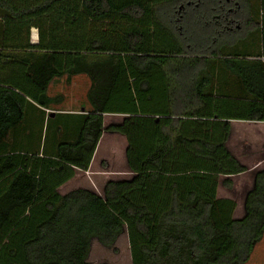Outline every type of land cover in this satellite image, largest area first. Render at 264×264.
<instances>
[{"label": "trees", "instance_id": "1", "mask_svg": "<svg viewBox=\"0 0 264 264\" xmlns=\"http://www.w3.org/2000/svg\"><path fill=\"white\" fill-rule=\"evenodd\" d=\"M254 1L0 0V264H90L92 241L112 248L125 229L132 264L251 259L264 171L241 219L217 191L219 177L247 171L227 148L231 121L264 122V0L259 19ZM254 36L259 52L241 54ZM77 76L91 82V111L74 141L56 138L50 154L46 143L43 153L4 145L28 99L59 103L50 84ZM105 115L124 119L105 128ZM105 133L126 139L133 179L109 181L104 197L59 194L89 171Z\"/></svg>", "mask_w": 264, "mask_h": 264}, {"label": "crops", "instance_id": "2", "mask_svg": "<svg viewBox=\"0 0 264 264\" xmlns=\"http://www.w3.org/2000/svg\"><path fill=\"white\" fill-rule=\"evenodd\" d=\"M2 32L3 28L0 27V36ZM24 37L26 38L25 33ZM28 41L32 47L39 45L37 29L33 28L31 30ZM79 78H83V76L74 77L70 83L65 78L55 79L48 88V96L50 98L62 96L63 100L50 105L48 108H42L28 99L29 102L24 109L25 116L23 121L6 138L4 145L14 146L19 152H35L39 149L40 153H43V146L46 143V151L50 154L56 144V138L66 137L70 141H74L82 127L84 116H87L91 111L86 100L77 96L78 92H80ZM81 81L83 82V90L86 93L91 84L87 86L84 79H81ZM227 81L225 90L231 91V86H234L235 83L233 82L234 79L230 78ZM47 126L48 131L46 132ZM60 129H62V133H59ZM105 135L106 133L99 142L89 171L83 172L76 169L75 177L58 189L59 194L64 196L72 192L71 187L86 184L83 180L89 176L94 179L99 178L97 174L99 172L102 173V167L99 168L100 161L98 160H101L100 151ZM122 143L126 150L127 142L124 137ZM227 148L234 158L247 168V171L237 176L221 177L217 197L218 199L235 202L236 211L234 218L236 219V213L240 210L239 219H241L245 216L246 198L248 193L254 188L255 178L259 172L264 171V122L231 121V135L227 142ZM125 163H127L126 158ZM124 172L128 178L121 181H130L135 176L130 170L129 173L127 170ZM225 180L232 182V188H227L223 185ZM239 182H243V184L239 185ZM246 264H264V237L256 246L251 259Z\"/></svg>", "mask_w": 264, "mask_h": 264}, {"label": "rangeland", "instance_id": "3", "mask_svg": "<svg viewBox=\"0 0 264 264\" xmlns=\"http://www.w3.org/2000/svg\"><path fill=\"white\" fill-rule=\"evenodd\" d=\"M256 9L257 15L256 19H259V1H254V8ZM260 43L259 37L254 36L251 40H248L246 43L241 45V54H249V55H256L259 52ZM229 52V50H228ZM79 86L80 92H78V98L85 99L87 92L90 88V80L83 76V78H79ZM78 79V80H79ZM81 79L86 81L87 89L86 93L83 90V82ZM124 117L115 116V115H107L105 116V127H108L112 124H119L122 122ZM123 136L120 134H112L106 133L102 145H101V160L99 162V168L102 167L101 172L97 175L99 178L94 179L90 176L87 177L84 182L86 184L83 185H75L71 187V191L78 190V189H87L89 191L94 192L95 194L104 197V188L109 181H121L127 180L125 170L129 173V168L127 163H125L126 158V150L122 143ZM103 161V162H102ZM102 162V163H101ZM101 164V165H100ZM132 175V174H131ZM133 177V176H132ZM221 177L218 178V183H221ZM243 184V182H239V185ZM69 189V188H68ZM65 192V191H64ZM64 194V193H63ZM239 211L236 213V219H239ZM241 212V211H240ZM243 213V211H242ZM88 262L90 264H132L130 246L128 242V235L126 229L124 233L119 237L117 242L112 248H105L103 247L97 240H93L91 244V252L88 258Z\"/></svg>", "mask_w": 264, "mask_h": 264}]
</instances>
